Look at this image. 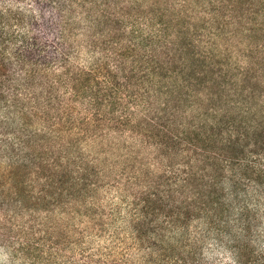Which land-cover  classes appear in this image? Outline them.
Segmentation results:
<instances>
[{
  "label": "rangeland",
  "instance_id": "rangeland-1",
  "mask_svg": "<svg viewBox=\"0 0 264 264\" xmlns=\"http://www.w3.org/2000/svg\"><path fill=\"white\" fill-rule=\"evenodd\" d=\"M35 1L37 36L53 60L62 59L59 34L78 32L76 64L82 72L96 68L101 102L110 93L136 97L116 114L95 108L74 69L68 96L58 100L42 86L47 79L33 81L0 57V205H8L13 167L34 195L47 192L50 178L63 206L99 208L106 225L99 233L85 217L64 222L71 243L61 247L59 264H175L168 214L175 178L195 150L188 138L214 131L210 149L233 158L255 151L264 164V0ZM209 52L213 64L203 56ZM16 200L7 217L15 224L48 216ZM145 204L167 205L152 216L162 227L153 232L159 243L149 236L140 245L132 235L130 217ZM203 249L202 264L228 263L212 244ZM0 261L8 264L1 254Z\"/></svg>",
  "mask_w": 264,
  "mask_h": 264
},
{
  "label": "trees",
  "instance_id": "trees-1",
  "mask_svg": "<svg viewBox=\"0 0 264 264\" xmlns=\"http://www.w3.org/2000/svg\"><path fill=\"white\" fill-rule=\"evenodd\" d=\"M33 1L0 0V57L33 81L47 79L48 83L42 86L48 84L47 88L58 100L68 96V85L76 78L70 74L76 69L74 73L83 78L84 84L95 95V108L112 109L113 114H116L120 108L130 106L135 94L129 95L127 99L123 94L118 98V92L115 97L110 93L104 104L98 96L100 94L93 93L97 81L96 68L92 66L88 72H82L76 64L75 43L81 37L78 32L59 34L62 59L53 60L54 53L49 52L47 43L37 36L40 16ZM26 2L31 3L30 7L25 5ZM169 29L170 26L166 32ZM158 35L164 33L159 34L157 30L154 36ZM195 46L193 41L192 47ZM203 56L213 64L214 56L210 52ZM56 68L63 75L58 74ZM81 85L83 83L79 82L78 87ZM233 114L239 116L238 120H251L248 112ZM214 137L213 131L211 134L200 133L188 138L190 142L194 141L195 150L191 151L193 155L189 167L177 174L175 190H171L170 197L173 198L174 192L175 199L171 201L173 205L168 215L175 228V264H202L203 248L208 244L229 257L225 264H264V214H260V209L264 208V164L258 160L257 153L251 150L241 158H233L227 152H215L209 148L217 141ZM238 137L233 139L236 141ZM180 141V145H183V139ZM235 144H238V140ZM8 178L12 181L6 193L8 205H0V254L4 262L59 264L57 258L61 247L71 243L67 241L68 236H64V222L78 217L87 218L88 224L93 223L97 232L104 231L106 225L103 217L99 216V208L77 201L63 206L64 194L59 188L60 195L55 197L56 185L50 178H46L47 192L42 190L38 195L26 190L27 178L22 169L13 167ZM60 183L63 185L64 180ZM17 197L33 213L48 216L33 224H15L14 220L7 217L15 210ZM166 206L154 205L151 209L145 204V208L143 206V209L135 210L132 214V235L140 245H144L149 236L159 243L160 235L153 232L160 231L162 227L152 216H156L158 210ZM58 207L61 209L55 211ZM54 211V214H50ZM0 264L3 263L0 261Z\"/></svg>",
  "mask_w": 264,
  "mask_h": 264
}]
</instances>
